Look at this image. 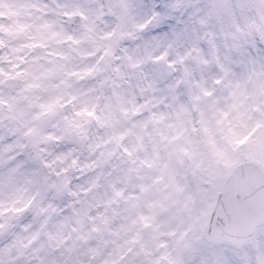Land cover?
<instances>
[{"label":"clouds","instance_id":"obj_1","mask_svg":"<svg viewBox=\"0 0 264 264\" xmlns=\"http://www.w3.org/2000/svg\"><path fill=\"white\" fill-rule=\"evenodd\" d=\"M0 264H264V0H0Z\"/></svg>","mask_w":264,"mask_h":264}]
</instances>
